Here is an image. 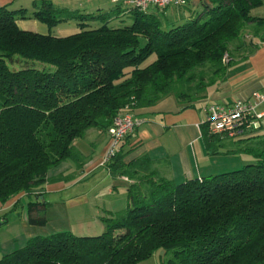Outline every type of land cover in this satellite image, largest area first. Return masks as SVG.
<instances>
[{
	"label": "trees",
	"instance_id": "16d2710c",
	"mask_svg": "<svg viewBox=\"0 0 264 264\" xmlns=\"http://www.w3.org/2000/svg\"><path fill=\"white\" fill-rule=\"evenodd\" d=\"M169 6L185 16L122 1L83 12L34 1L31 10L0 7V203L25 194L26 221L46 225L49 203L39 191L48 172L83 159L73 141L88 129L107 130L115 117L166 95L190 103L223 81L232 52L251 51L245 32L264 41V0H206ZM159 12V13H158ZM34 19L51 29L74 22L64 36L18 28ZM131 114V113H130ZM217 154L223 138L205 128ZM232 151L249 157L239 168L175 183L142 156L122 152L105 166L125 176L126 205L102 217L104 231L35 235L0 257V264H136L159 251L162 264H264V135Z\"/></svg>",
	"mask_w": 264,
	"mask_h": 264
},
{
	"label": "crops",
	"instance_id": "0c3cea01",
	"mask_svg": "<svg viewBox=\"0 0 264 264\" xmlns=\"http://www.w3.org/2000/svg\"><path fill=\"white\" fill-rule=\"evenodd\" d=\"M34 1L40 0H0V7L31 10ZM50 1L59 7L88 13L108 10L114 4L110 0ZM187 2L191 8L199 7L201 2L207 3L206 0H187ZM149 11L156 10L151 7ZM159 12L169 22L180 20L185 16L173 7L159 10ZM16 24L19 29L32 32L44 33L46 28L43 23L34 19L17 20ZM53 28L56 30L54 34L56 36L77 31L74 22L61 23ZM245 35L244 42L252 43L255 47L248 52H244L243 49L233 51L232 63L226 69L224 80L208 86L200 97L190 103H180L174 95L170 94L150 106L130 110L132 115L141 117L144 122L133 133L127 135L119 145L118 151L124 154L125 163L147 156L153 161V168L159 176L179 183L186 179L230 171L249 162V157L244 154L226 151H232L238 145L243 146L244 140L249 137L264 135V103L255 108V113L262 115L258 119L260 124L258 129L249 130L244 135L233 139L216 134L224 140V145L218 146L217 154L207 151L202 135L206 112L210 105H231L237 99L251 97L256 91L264 89V41L247 35V31ZM107 140L106 130L88 129L82 137L73 141L74 149L83 159L81 166L77 167L74 162L67 161L48 172V179L59 176L69 177V182L55 179L46 182L39 190L44 193L46 199V194L61 191L67 185L73 184V187H77V185L86 184V190L81 188V191H75L76 194H73V208H87L91 215L86 218L96 219L98 225H95L94 229L101 232L105 229L101 218L107 217L109 213L123 210V206L126 205V187L131 182L125 176H111L109 170L100 165ZM90 193L91 196H89ZM25 197L28 198L23 193L0 203V226L8 224L7 212L17 211L19 207L25 210L23 203ZM49 204L46 210V225L32 229L27 221H23L22 229L25 230V236L17 233L18 235L13 236L8 242H1L0 257L21 247L29 237L70 231L62 221L55 220L56 215L60 218L65 217L64 204L62 202ZM7 245H9L8 248H6Z\"/></svg>",
	"mask_w": 264,
	"mask_h": 264
},
{
	"label": "built area",
	"instance_id": "2783aa9c",
	"mask_svg": "<svg viewBox=\"0 0 264 264\" xmlns=\"http://www.w3.org/2000/svg\"><path fill=\"white\" fill-rule=\"evenodd\" d=\"M122 1L127 5L146 11L151 7L165 8L183 6L187 0H110ZM264 103V89L256 91L251 97L237 99L231 105L212 104L206 112L205 125L209 132L221 134L233 139L244 135L249 130L259 128L258 119L261 113H255V108ZM144 120L130 113H122L115 117L111 126L106 130L107 145L102 155L100 165L106 166L117 153L123 139L133 133Z\"/></svg>",
	"mask_w": 264,
	"mask_h": 264
},
{
	"label": "rangeland",
	"instance_id": "374dc122",
	"mask_svg": "<svg viewBox=\"0 0 264 264\" xmlns=\"http://www.w3.org/2000/svg\"><path fill=\"white\" fill-rule=\"evenodd\" d=\"M44 33H50L55 34L56 30L55 28L48 29L47 27L43 31ZM66 182H69L68 178L63 179ZM68 184V183H67ZM85 184V183H84ZM88 184V183H87ZM81 188L86 190V184L85 185H77V187H73V184L67 185L63 190L52 192L50 194H46V200L53 204L55 202H62L64 204L65 209V217L60 218L56 215L55 220L62 221L64 225L70 230L71 232H74L75 234H91L95 235L100 233L101 231H97L94 229L95 225H98L96 223L97 221L93 220L91 218H86L87 216H90L91 214L88 213L87 208L80 207V208H73V194H76L75 191H81ZM91 196V193L90 195ZM26 200H28L27 197L23 199V203L25 205V210H21L22 208L19 207L17 211H11L7 212L8 217V224H4L3 226H0V244L1 242H8L13 236L16 237L18 234L22 233L23 236H25V230L22 228L23 221H26ZM92 203V200L89 199ZM125 204V201H124ZM85 206V205H84ZM125 208V205L123 206V209ZM77 217V218H76ZM18 221V222H17ZM32 229H38L40 227L31 226ZM74 228V231H73ZM18 233V234H17ZM22 238V237H21ZM3 244V243H2ZM9 245H7L6 248H8ZM168 254H165L163 251H159L155 253L153 256L138 262L136 264H162L166 261L168 258Z\"/></svg>",
	"mask_w": 264,
	"mask_h": 264
}]
</instances>
